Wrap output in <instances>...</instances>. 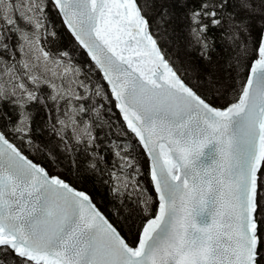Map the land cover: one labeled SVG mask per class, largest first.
I'll return each instance as SVG.
<instances>
[{
    "label": "snow or ice",
    "instance_id": "obj_1",
    "mask_svg": "<svg viewBox=\"0 0 264 264\" xmlns=\"http://www.w3.org/2000/svg\"><path fill=\"white\" fill-rule=\"evenodd\" d=\"M0 264H264V0H0Z\"/></svg>",
    "mask_w": 264,
    "mask_h": 264
},
{
    "label": "trees",
    "instance_id": "obj_2",
    "mask_svg": "<svg viewBox=\"0 0 264 264\" xmlns=\"http://www.w3.org/2000/svg\"><path fill=\"white\" fill-rule=\"evenodd\" d=\"M62 35H63V34H62ZM60 43H61V44H64V43H66V40H65V39H61ZM191 55H192V59L195 60V59H196L195 54L193 53V54H191Z\"/></svg>",
    "mask_w": 264,
    "mask_h": 264
}]
</instances>
